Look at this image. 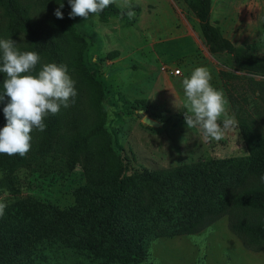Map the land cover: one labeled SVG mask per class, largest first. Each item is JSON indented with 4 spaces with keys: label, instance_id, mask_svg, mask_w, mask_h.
<instances>
[{
    "label": "rangeland",
    "instance_id": "374dc122",
    "mask_svg": "<svg viewBox=\"0 0 264 264\" xmlns=\"http://www.w3.org/2000/svg\"><path fill=\"white\" fill-rule=\"evenodd\" d=\"M17 1L27 7L29 17L44 20L45 26L57 21L54 11L63 4L62 0ZM187 1L130 0L129 9L117 0L88 20L71 19L76 37L68 33L65 65L75 81V103L47 116L45 131L30 133L31 148L22 164L0 168V202L6 208L14 206L16 213H29L39 203L60 209L72 207L76 204L75 190L110 171L99 139L75 144L94 116L100 124L99 134L106 137L118 163L128 172L248 154L238 126L219 142H206L199 129H188L184 123L181 80L203 66L211 74L212 86L226 95L219 72L230 70L229 55L208 52ZM210 5L209 22L225 38L264 58V0H211ZM65 10L64 5L61 12ZM129 10L135 13L131 18ZM0 39L13 40L20 51H33V41L13 25L1 5ZM113 51L117 54L109 59L107 55ZM39 56L38 71L50 62L49 57ZM174 69L179 74H172ZM235 73L246 78L241 80L244 90L251 83L249 79L264 80ZM245 92L256 130L264 135V100L257 92ZM257 105L262 118L256 116ZM228 111L237 121L230 102ZM146 118L157 126L145 123ZM37 239L35 236L32 241ZM146 250V257L138 264H264V248H246L229 230L226 215L195 235L152 239ZM79 259L64 249L36 243L13 264H73Z\"/></svg>",
    "mask_w": 264,
    "mask_h": 264
},
{
    "label": "trees",
    "instance_id": "16d2710c",
    "mask_svg": "<svg viewBox=\"0 0 264 264\" xmlns=\"http://www.w3.org/2000/svg\"><path fill=\"white\" fill-rule=\"evenodd\" d=\"M210 1L188 0L187 5L198 20L208 52L230 56V70H221L219 76L248 154L128 172L118 163L106 137L99 134L100 124L94 116L75 144L99 139L110 171L75 190L76 204L72 207L60 209L39 203L29 213H16L14 206L7 207L0 217V264L20 261L26 249L36 243L74 253L80 259L73 264H138L146 257L150 240L198 234L224 215L229 230L246 248H264V184L260 182L264 174V135L256 130L245 94L246 89L257 92L264 100V80L249 79L251 83L244 90L241 80L246 78L235 73L264 77V58L234 46L209 22ZM62 2L66 8L63 19L46 26L44 20L29 17L27 7L17 0H0V5L13 25L33 41V51L49 57V63L65 65L68 33L76 36L69 18L71 8L67 0ZM116 54L113 51L107 56L112 59ZM3 75L0 73V92ZM8 99L5 96L0 103V128L6 123L3 107ZM255 112L262 118L258 105ZM24 158L0 154V168L11 169L22 164ZM35 236L38 239L33 242Z\"/></svg>",
    "mask_w": 264,
    "mask_h": 264
},
{
    "label": "clouds",
    "instance_id": "9594fccd",
    "mask_svg": "<svg viewBox=\"0 0 264 264\" xmlns=\"http://www.w3.org/2000/svg\"><path fill=\"white\" fill-rule=\"evenodd\" d=\"M71 11L69 18L97 16L117 0H67ZM59 4L54 11L57 19H63ZM120 6L131 7L130 0H120ZM134 12L129 10L131 18ZM41 57L34 51H20L11 39H0V73L6 75L0 103L8 97L3 115L6 121L0 128V154L24 157L31 148V135L34 130L46 129L45 118L59 113L61 107L68 108L75 103L77 91L75 81L68 74L67 66L57 63H44L35 75ZM211 74L206 67L193 69L189 76L181 80L185 111L184 123L188 129L197 128L204 141L219 142L226 132L237 128L238 122L230 115L229 101L222 89L211 84ZM264 184V174L260 176ZM6 204L0 202V217Z\"/></svg>",
    "mask_w": 264,
    "mask_h": 264
},
{
    "label": "water",
    "instance_id": "95a60500",
    "mask_svg": "<svg viewBox=\"0 0 264 264\" xmlns=\"http://www.w3.org/2000/svg\"><path fill=\"white\" fill-rule=\"evenodd\" d=\"M144 122L147 123V124H150V125H154V126H157V123H154L153 121L149 120V119H144Z\"/></svg>",
    "mask_w": 264,
    "mask_h": 264
},
{
    "label": "built area",
    "instance_id": "2783aa9c",
    "mask_svg": "<svg viewBox=\"0 0 264 264\" xmlns=\"http://www.w3.org/2000/svg\"><path fill=\"white\" fill-rule=\"evenodd\" d=\"M179 74V70L178 69H174L173 71H172V74Z\"/></svg>",
    "mask_w": 264,
    "mask_h": 264
}]
</instances>
